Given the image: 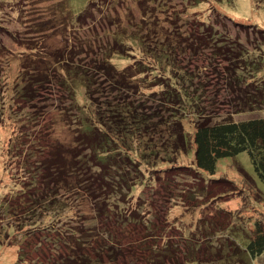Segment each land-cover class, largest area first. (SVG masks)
I'll use <instances>...</instances> for the list:
<instances>
[{"label": "rangeland", "instance_id": "rangeland-1", "mask_svg": "<svg viewBox=\"0 0 264 264\" xmlns=\"http://www.w3.org/2000/svg\"><path fill=\"white\" fill-rule=\"evenodd\" d=\"M91 1L0 0V264L15 263L19 248H23L30 259H35L36 264H48L55 253H65L62 246L72 247L74 253H79L80 248L74 249L76 243L72 235L78 234L81 239L87 232L91 243L83 245L81 252L115 244L116 264H185L192 259L200 264H238L240 258L231 259L233 253L240 251L239 246L246 249L254 223H264V182L246 153L220 160L216 175L203 172L202 177L195 172L193 150L187 157L183 154L177 162L158 168L167 170L153 173L154 180L152 176V182L139 189L133 201L126 205L129 209L132 207L135 216L143 222L131 223L127 229H121L98 212L97 202L77 186L78 181L84 180L82 174L74 176L62 172L59 179L43 176L50 175L44 165L47 161L57 159L61 167L65 161L72 163L73 155H82L83 148L78 143L81 122L76 116L79 111L69 105L70 95H66L67 90L60 82L67 76L62 71L66 64L59 62L67 59L68 63H73L71 57L81 50L78 40L84 42L86 32H76L78 27L73 26L71 17L77 18ZM197 1L93 0L86 24L96 28L94 23L108 18L112 26L121 27L118 29L122 32L125 29L128 36L143 35L153 47L168 40L170 48L176 49L179 42L174 37L187 30L184 25L187 19L197 21L198 18L193 19L200 14L206 22L223 21L224 24H217L231 29V34L240 37L254 55H262L255 48L257 30L240 29L238 25L264 30V0H205L199 2L196 9L189 8ZM215 13L228 20L214 18ZM173 14L180 15L176 27L170 22L174 20ZM180 26L181 31L176 30ZM109 28L108 25L106 31ZM183 37L178 61L194 75L191 92L199 93L197 96H201L207 111L220 118L233 114L239 121L250 116L264 117V106L253 112L234 113L241 109L237 104V93H240L237 91L244 90V86L237 84L234 73L237 62L225 61L213 49L194 46L196 50L189 52L186 48L191 43L185 40V35ZM45 55H50L52 60L45 58L47 65L43 64ZM41 56L40 67L48 72V77L45 76L43 85H36L34 80L31 85L24 67L29 62L37 64ZM93 62L89 63L88 70L96 81V93L102 102L115 105L111 91L119 89V85L112 83ZM83 64L84 61L82 70H86ZM80 65L77 63L75 68ZM127 65V60L121 61L117 68L125 70ZM260 77L264 78V69ZM146 80L139 76L126 78V90L119 89V93H125L130 101L155 108L150 92L154 88V91L159 90L151 77ZM74 95L77 106L84 109L85 92ZM242 105L243 109L244 103ZM84 110L90 113L89 109ZM162 115L169 116L168 113ZM195 122L191 116L183 120L186 132H192ZM170 153V158L174 159ZM72 231L76 234H70ZM65 242L70 246L66 247ZM233 242L236 243L234 250ZM166 243H173V258L161 262L150 253V247ZM100 251L97 255L104 264H114ZM228 253L232 254L230 261L213 262L219 257L226 259ZM247 256L244 257L247 264H264V254L257 259Z\"/></svg>", "mask_w": 264, "mask_h": 264}, {"label": "trees", "instance_id": "trees-1", "mask_svg": "<svg viewBox=\"0 0 264 264\" xmlns=\"http://www.w3.org/2000/svg\"><path fill=\"white\" fill-rule=\"evenodd\" d=\"M201 1L205 0H198L189 8L196 9L197 4ZM220 1L222 0H218V2ZM91 3L77 18L71 17L73 26L78 27L76 32H86L85 41L78 40V49L81 50L71 57L70 60L73 63H68L67 59H61L59 62L66 64L63 65L65 68L62 71L63 74L66 72L67 76L60 82L67 90L68 94L66 95H70L69 105L77 107V111H79L76 116L81 122L78 143L83 148L82 155L78 157L73 155L72 163L67 164L65 161L61 167L57 159L47 161L44 165L50 175L43 174V176H46V179L51 176V179H55V177L59 179L62 172H69L74 176L82 174L84 180L78 181L77 186L85 189V193L91 196L90 198L94 202H97L98 212L104 215L106 220L113 221L121 226V229H127L126 226L131 223L141 222L135 216L133 208L126 207L129 202L133 201L139 189L148 186L156 172L167 170L160 171L158 168H164L172 162H177L181 156L187 157L192 150L193 168L202 177L203 172L216 175L220 160L237 158L246 153L256 174L264 182V117L250 116L239 121L234 119L233 114L220 118L219 115L207 111L203 105V99L200 95L197 96L199 93L191 92L194 75L178 61L179 48L182 50L181 45L185 35V40L191 43L186 48L189 52L193 53L196 50L195 47L197 49H213L218 55L223 56L225 61L237 62L238 64L235 66L237 69L234 70V73L237 77V84L239 87L240 85L244 86V90L239 88L237 91L240 92L237 93L239 95L237 104L241 109H236L237 111L234 113L253 112L264 106V78L260 77L264 69V30L257 26L238 25L240 29L255 28L257 30L254 43L255 48L260 50L262 55L255 54V56L248 49L249 47L243 44L240 37L237 38L236 34H231V29H228L226 25L224 29L221 27L220 24H224L223 21L218 19L217 23L220 24H215L213 21V23L206 22L204 18V20L201 19L202 16L199 14L200 17L195 16L193 19L198 18L197 21L191 22L187 19L184 24L187 30L179 34V37H174L179 42L177 44L179 48H173L174 50L170 48L168 40L153 47L147 37L143 35L128 36L125 29L122 32L118 29L121 27L112 26L113 22H110L108 18L94 23L96 28L86 24L91 14L89 11ZM173 16L174 20L170 22L173 27H176L180 15L173 14ZM217 17L224 21L228 20L219 13H215L214 18ZM108 25L111 28L106 31ZM100 28L104 31H99ZM181 29L180 26L176 30L181 31ZM101 32H103L102 35ZM248 42L251 44L249 39ZM36 49L38 48L35 47ZM49 56L45 55L44 58L41 56L40 60H37V64L36 62L26 63L24 69L27 70L26 75L29 77L28 80H31V83L29 82L31 85H33V80L36 85H43L46 82L43 80L47 79L48 72L46 73L40 64L42 58L44 65H47L45 58L52 62ZM83 56L85 57L82 58ZM126 60L129 63L128 67L125 70H118L117 67H120L121 61ZM83 61L86 70H82ZM91 61H94L93 64L95 63L97 67L100 66L105 76L110 78L112 83L118 84L119 89H123V91L126 90V78L139 76L147 81L146 78L151 77L154 86L159 90L158 92L154 91V88L152 93L150 92L151 98H154L151 102L156 104V107H147L144 103L130 101L131 98L127 97L125 93H119L120 90L117 88H113L111 91L115 105L114 102H102L99 93L95 91L96 81L88 70ZM77 63L81 64L79 68H75ZM82 92H85L84 98L88 104L84 109H89L90 113L81 108L84 106L78 105L80 107L78 108L76 104L78 101L74 94ZM22 94L20 88L19 96L21 97ZM25 96L28 97V94ZM243 103L245 107L242 109ZM145 110L152 113H147ZM163 113H168L169 116L164 118ZM187 115L196 119L192 132H186L183 123V120L188 117ZM159 127L160 129H158ZM170 152L173 153L174 159L170 158ZM243 172L246 176L248 175L245 171ZM145 226L147 229H151L148 225ZM153 233L150 231V235ZM70 234L76 233L72 231ZM108 235L112 238L111 234ZM72 236L77 247L74 249L80 248V252L74 253L71 250L72 247L66 249L62 246L61 249H65V253H55L54 258L49 260L48 264H104L102 257L97 255L99 250H102L100 252H104L116 264L115 251L117 249L115 244L114 246L113 244L98 246L93 251L92 248L81 252L83 245L91 243L89 240L91 235L88 232L86 237L82 235L81 239L85 243L81 241L78 234ZM249 237L246 249H242L238 245L240 251L234 252L233 257L228 253L226 259L219 257V260L213 262H227L230 261V257L231 259L238 257L240 258L238 264H247L244 260V257H248L247 255L253 259L261 257L264 254V223L262 221L254 223V229ZM233 243L232 250L236 246V243ZM64 244L66 247L70 246L68 242ZM173 247V243H166L162 246L154 244L150 247V253L155 254V258H160L163 262L166 258L173 256ZM195 249L197 248L195 247ZM221 251L218 254H221ZM28 258V253L23 248L22 250L19 248L17 261L13 264H36L35 259ZM135 264L139 263L135 262ZM185 264L200 263L198 260L192 259L191 262Z\"/></svg>", "mask_w": 264, "mask_h": 264}]
</instances>
